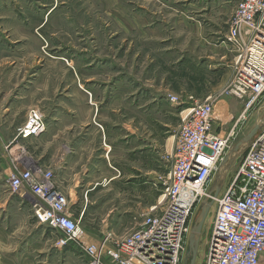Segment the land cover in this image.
<instances>
[{
	"label": "rangeland",
	"instance_id": "374dc122",
	"mask_svg": "<svg viewBox=\"0 0 264 264\" xmlns=\"http://www.w3.org/2000/svg\"><path fill=\"white\" fill-rule=\"evenodd\" d=\"M235 6L236 0H0V99L7 90L5 84H29L35 93L45 88L49 94L45 101L51 100L50 107H55L45 114L41 110L46 129L40 136L47 131L48 116L59 115L53 123L71 122L77 113L83 114L84 106L92 102L91 94L94 98L97 92L98 104L91 106L100 114L94 121L99 129L103 128L100 120L114 125L121 123L116 116L123 115L124 124L128 121L130 126L129 148L143 144L145 150H160L162 145V174L151 173L160 180L161 192L139 163L121 158L127 144L107 151L119 155L111 158L110 173L118 174L116 166L124 169L115 181L101 183L88 195L79 194L85 209L81 220L84 243L97 244L109 234L123 236L144 219L140 214L160 202L172 162L171 145L182 123V111L191 106L188 103L212 97L220 114L214 129L222 136L246 111L232 145L264 116V94L246 110L248 98L234 96L232 84H213L217 79L213 74L190 69V56L204 55L203 34L222 38ZM11 75L14 78L9 81ZM155 121L172 125L162 140L154 139L149 131ZM2 147L0 264H89L76 243L60 248V236L33 219L31 200L22 202L20 195L12 194L9 167L2 159L10 145ZM98 148L102 153L107 150L104 144ZM25 154L34 158L32 149ZM29 167L36 169L33 162ZM131 175L140 181L146 176L144 193L137 186L117 183ZM202 260L200 251L197 264Z\"/></svg>",
	"mask_w": 264,
	"mask_h": 264
},
{
	"label": "built area",
	"instance_id": "2783aa9c",
	"mask_svg": "<svg viewBox=\"0 0 264 264\" xmlns=\"http://www.w3.org/2000/svg\"><path fill=\"white\" fill-rule=\"evenodd\" d=\"M226 41L234 50L231 92L240 100L248 98V110L264 94V0H236ZM190 105L181 113L160 202L121 237L109 234L97 244L84 243L80 221L51 169L18 170L10 176V191L23 200L30 196L35 220L60 236V248L76 243L89 264H184L192 224L246 119L244 111L222 136L214 129L220 114L212 97ZM45 129L43 113L31 109L16 139L38 137ZM210 198L214 203L202 231V264H264V130L235 171H229L219 196Z\"/></svg>",
	"mask_w": 264,
	"mask_h": 264
},
{
	"label": "crops",
	"instance_id": "0c3cea01",
	"mask_svg": "<svg viewBox=\"0 0 264 264\" xmlns=\"http://www.w3.org/2000/svg\"><path fill=\"white\" fill-rule=\"evenodd\" d=\"M227 34L228 28L223 37L217 40H214L215 34L213 33L203 34L204 55L190 56L192 58V67L190 69L213 74L217 78L213 84H229L232 76L234 50L226 41ZM13 78L14 76L11 75L9 81H12ZM206 81L209 80L206 79ZM205 83L201 82V84ZM5 87L7 90L0 99V153L4 152L2 151V145H10L9 152L4 153V157H2L7 168L9 167L8 178H10L9 175L11 176L18 170L23 171L29 168L32 162L36 168L52 169L57 186L69 197L72 212L75 218L80 221L81 226L85 209L82 210L83 199L80 198L79 194L85 192L88 195L89 192L95 190L101 183L113 182L122 176L121 172L124 168L121 166H116L118 169V174L116 175L111 174L109 170V167L113 168L111 158L118 159V153L112 155L106 153L109 150L112 151L113 146L118 147L119 145L125 146L127 144V149L121 153V158H125L126 160L128 158L133 159V162L139 163L140 169L145 174H149L148 179L150 182L153 180L157 181L156 183L153 182V185L156 186V191L159 190L157 185H160L161 182L151 173H155L159 177L162 174L163 168L161 164L164 161L163 151L161 150L162 145H160V150L153 149L151 145L150 149L153 150H145L142 148L143 144L135 145L132 149L131 147L129 148V138L127 137L130 135V126L128 121H125L124 124L123 115H121V118H119L120 116H116L117 120H120L121 123H115L114 125H111L107 120H100L103 128L99 129L94 121L100 114L95 112L93 106H91L93 103L98 104L97 92L94 98H92L91 94L92 102L86 104L83 108V114L81 113L79 116L77 113L73 121L53 123L59 117L58 114L54 113L50 117L48 116L47 131L42 136L29 139H16L17 129L26 121L28 112L31 109L44 110L45 114L46 110H53L55 106L52 105L50 107L51 100L49 102L45 101L49 95L48 91L45 92V88L44 90L37 89L35 93L33 86H29V84H5ZM86 103H88L87 100ZM171 127V124H159L155 121L152 129H149V131L151 130L150 133L154 139L156 137L161 139L163 134L166 135L168 129H172ZM139 141L137 140L136 142ZM143 141L145 142V140ZM102 144L107 147V150L103 151V153L98 148ZM29 149H32L34 154V158H31L32 160L28 159L29 156L27 157L25 154V151ZM173 149L174 142L171 145L172 152ZM141 151L146 152V154L141 153ZM149 151H153L154 153L152 154ZM27 160L32 162L29 163ZM129 177L127 180H123L124 182L117 183L126 186L129 184L130 186H137L144 193L148 185L146 176L144 181H140V178L133 177V175ZM30 198V196L27 197L29 200ZM21 200L25 202L23 199ZM155 204L149 206L148 210L140 215H147ZM30 206L33 212L32 203Z\"/></svg>",
	"mask_w": 264,
	"mask_h": 264
},
{
	"label": "water",
	"instance_id": "95a60500",
	"mask_svg": "<svg viewBox=\"0 0 264 264\" xmlns=\"http://www.w3.org/2000/svg\"><path fill=\"white\" fill-rule=\"evenodd\" d=\"M263 130L264 116L244 138L229 148L216 173L215 180L209 192L210 197L216 198L219 196L237 157L250 147L256 135ZM210 197L204 199L192 224L184 264H197L203 227L214 203Z\"/></svg>",
	"mask_w": 264,
	"mask_h": 264
}]
</instances>
